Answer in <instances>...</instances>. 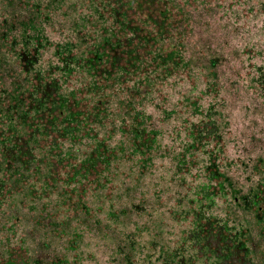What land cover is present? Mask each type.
<instances>
[{"label": "trees", "instance_id": "16d2710c", "mask_svg": "<svg viewBox=\"0 0 264 264\" xmlns=\"http://www.w3.org/2000/svg\"><path fill=\"white\" fill-rule=\"evenodd\" d=\"M225 84L264 104V0H0V264H264Z\"/></svg>", "mask_w": 264, "mask_h": 264}, {"label": "rangeland", "instance_id": "374dc122", "mask_svg": "<svg viewBox=\"0 0 264 264\" xmlns=\"http://www.w3.org/2000/svg\"><path fill=\"white\" fill-rule=\"evenodd\" d=\"M214 37V34L210 35L209 41L213 40ZM236 46L237 41L236 38L233 37V39L229 40L226 44V54L238 60L239 57ZM214 50V57L218 59L216 72L223 77L224 73L222 74V70L225 65L220 58L222 57L224 50L219 48H215ZM209 72L210 71H207V73ZM202 74H204V71H202ZM243 90L248 91L246 88ZM224 94L228 113L234 130L238 135V138L241 140L244 154H252L253 156L256 155L258 158L264 159V104L258 108H256V106L254 107L252 96H247L243 93L236 96L227 84L224 85ZM244 105L246 108H244ZM236 172L237 173L234 172V174L230 175L233 178L231 180L235 184H238V186L242 183L247 185L241 174L238 173L241 172V170L238 169ZM230 176L228 174L229 182Z\"/></svg>", "mask_w": 264, "mask_h": 264}]
</instances>
